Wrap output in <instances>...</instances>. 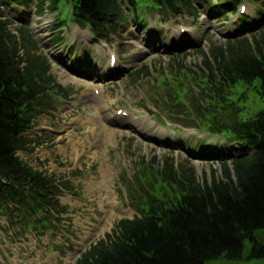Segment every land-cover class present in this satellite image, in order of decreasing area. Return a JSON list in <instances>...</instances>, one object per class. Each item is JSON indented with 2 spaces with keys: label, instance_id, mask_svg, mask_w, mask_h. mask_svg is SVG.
Masks as SVG:
<instances>
[{
  "label": "trees",
  "instance_id": "trees-1",
  "mask_svg": "<svg viewBox=\"0 0 264 264\" xmlns=\"http://www.w3.org/2000/svg\"><path fill=\"white\" fill-rule=\"evenodd\" d=\"M33 1L38 13L59 9V0H0V11L3 5L27 7ZM124 2L133 21H138V0ZM150 2L169 15L196 11L193 0ZM215 2L213 9L222 13H234L243 3L261 4L258 15L264 10V0ZM65 3L70 6V21L93 37L114 35L126 21L119 0ZM14 24L10 17H0V219L13 230L40 237L55 234L66 213L58 198L64 184L16 153H31L41 145L24 134L34 121L57 110L67 90L50 74L51 62L40 51L33 30L25 23L13 28ZM59 40L58 35L55 41ZM200 54L203 79L198 83L194 72L177 67L175 73L181 76L174 91L161 81L168 96L173 95L166 103L178 101L175 107L186 103L181 95L187 92L184 79L194 82L201 100L194 108L197 120L201 115V127L228 142L232 157L220 162L219 171H211L209 182H200L192 165H176L170 157L162 164L155 157L141 158L134 164L133 178L122 174L119 180L135 216L120 219L74 264H264V111L241 119L244 106L238 105L247 100L246 90L264 100V27ZM168 71L172 76L173 70ZM141 73L143 69L136 72ZM239 85L245 90L234 100Z\"/></svg>",
  "mask_w": 264,
  "mask_h": 264
},
{
  "label": "rangeland",
  "instance_id": "rangeland-1",
  "mask_svg": "<svg viewBox=\"0 0 264 264\" xmlns=\"http://www.w3.org/2000/svg\"><path fill=\"white\" fill-rule=\"evenodd\" d=\"M119 1L126 21L116 34L102 38L70 21L65 0H59L54 12L38 13L34 1L27 7H1L0 17L13 19V28L25 23L33 30L40 51L51 62L50 74L67 90V98L24 134L41 145L31 153H16L29 166L64 184L58 198L66 213L55 234L40 237L13 230L0 219V264H74L120 219L135 216L119 180L122 174L132 179L134 164L141 158L155 157L162 164L170 157L176 165H192L197 179L209 182L211 171H219L220 162L232 157L228 142L205 131L201 115L197 120L194 108L201 100L195 83L184 79L187 92L180 94L186 103L178 107L174 105L178 101L166 103L173 100L167 90L174 91L180 80L177 67L194 72L200 83L201 51L208 54L227 39L263 28L264 10L257 13L261 4L244 3L243 14L240 7L222 13L213 9L215 0H193V15L184 11L169 15L156 10L150 0H138L135 22L124 0ZM112 55L116 61L111 66ZM139 69L143 73L136 74ZM168 70H173L172 76ZM241 90H245L241 85L234 89V100ZM245 93L247 100L238 104L244 106L241 119L264 111V100L253 90ZM100 223H108V230L89 240Z\"/></svg>",
  "mask_w": 264,
  "mask_h": 264
},
{
  "label": "bare ground",
  "instance_id": "bare-ground-1",
  "mask_svg": "<svg viewBox=\"0 0 264 264\" xmlns=\"http://www.w3.org/2000/svg\"><path fill=\"white\" fill-rule=\"evenodd\" d=\"M116 57V55L114 56ZM113 203V202H111ZM112 209H114V205L112 204ZM110 213V212H109ZM109 224L108 223H100L98 226H96L93 234H90L89 235V240H93L99 236H101L106 230H108V226Z\"/></svg>",
  "mask_w": 264,
  "mask_h": 264
}]
</instances>
